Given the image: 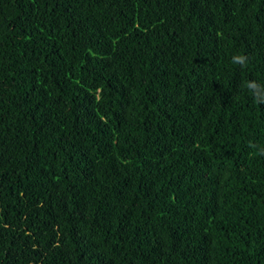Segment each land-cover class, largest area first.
<instances>
[{
  "label": "trees",
  "instance_id": "1",
  "mask_svg": "<svg viewBox=\"0 0 264 264\" xmlns=\"http://www.w3.org/2000/svg\"><path fill=\"white\" fill-rule=\"evenodd\" d=\"M249 81L264 0H0V264H264Z\"/></svg>",
  "mask_w": 264,
  "mask_h": 264
},
{
  "label": "clouds",
  "instance_id": "2",
  "mask_svg": "<svg viewBox=\"0 0 264 264\" xmlns=\"http://www.w3.org/2000/svg\"><path fill=\"white\" fill-rule=\"evenodd\" d=\"M232 63L246 67L248 64V57L246 55H235L232 57ZM245 87L259 102H264V86L255 81L246 82Z\"/></svg>",
  "mask_w": 264,
  "mask_h": 264
}]
</instances>
